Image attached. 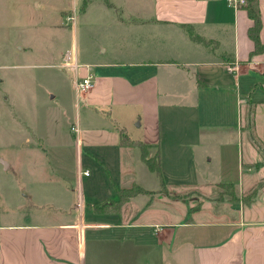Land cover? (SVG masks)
<instances>
[{
    "label": "crops",
    "instance_id": "1",
    "mask_svg": "<svg viewBox=\"0 0 264 264\" xmlns=\"http://www.w3.org/2000/svg\"><path fill=\"white\" fill-rule=\"evenodd\" d=\"M29 3L39 13L55 4L62 33H71L58 51L24 49L25 66L52 65L71 75L68 137L54 129L43 141L46 153L77 148L78 162L1 163L14 176L0 188L13 203L0 217V264H264L263 208L198 201L183 220H160L170 211L168 199L180 198L161 195V178L135 144L151 146L149 157L158 154L168 189L218 184L200 178L198 160L217 148H239L245 125L253 136L264 106V49L254 51L248 9L226 0ZM259 9L264 45V0ZM80 19L99 27L87 51L77 40ZM70 20L79 24L74 30ZM70 48L79 75L93 74L87 91L77 92L75 75L60 66ZM51 56L58 61L40 64ZM122 132L132 144H123ZM135 186L147 192L122 202L121 192Z\"/></svg>",
    "mask_w": 264,
    "mask_h": 264
},
{
    "label": "rangeland",
    "instance_id": "2",
    "mask_svg": "<svg viewBox=\"0 0 264 264\" xmlns=\"http://www.w3.org/2000/svg\"><path fill=\"white\" fill-rule=\"evenodd\" d=\"M30 6L29 0H0V188L4 179L14 176L12 171H3L1 163L78 162L77 148L61 147L56 152L46 153L43 141V135L50 134L54 129L62 131L68 137L67 129L71 128L70 123L74 121L71 75L52 65L25 66L30 53L24 49L58 51L64 44L69 43L71 33H62L61 17L55 4L40 13L33 11ZM81 21L80 19L76 35L81 51H87L93 37L98 35L99 27L92 26L88 29ZM68 23L73 30L79 25L75 26V22ZM70 26L67 28L71 29ZM55 59L56 56L41 57L40 64L58 61ZM255 129L254 135L249 136L245 125L239 148H217L210 151L208 157L198 160L197 171L206 184L234 182L236 189L226 186L217 188L212 184L204 188L164 189L161 195L166 192L172 195L177 193L181 198H167L170 211L157 218L183 220V213L188 206L197 205L198 201H210L214 204L221 197L227 205L241 201L248 205L253 201L256 208L264 209V106ZM139 161L135 163H140ZM247 163H250L249 167ZM242 167L243 170L240 169ZM251 167L252 172L249 171ZM242 183L245 185L242 200L237 201L236 195L241 194L237 185L242 186ZM233 195L235 198H231ZM12 204L0 189V217L4 218L6 212L13 211Z\"/></svg>",
    "mask_w": 264,
    "mask_h": 264
},
{
    "label": "trees",
    "instance_id": "3",
    "mask_svg": "<svg viewBox=\"0 0 264 264\" xmlns=\"http://www.w3.org/2000/svg\"><path fill=\"white\" fill-rule=\"evenodd\" d=\"M245 7L248 9L249 14L251 15V17L254 20V24L249 29V34L255 42V50L254 51H255V53H258L264 49V45L262 44L261 39H260V31L262 28V19L260 16L259 0H248V4ZM122 142L125 145L132 144V143H130L127 135H125L124 133L122 134ZM135 144H137L141 148L142 158H143L144 162L148 165V167L153 172H155L161 178L162 184H163L162 185L163 189H161V191L164 189H167V186L164 184V181H163L162 169H161V164L159 161L158 154L153 156V157H149V147H151V146H148L144 143H135ZM216 186H217V188L225 187V186L233 188V189L237 188L236 184L233 182H220ZM146 192H147V190H145L141 187H138V186H135V187L127 189V190H123L121 192V201L123 202L125 199L127 200V199H130L131 197H133L139 193H146ZM165 194H167L170 197H173L175 199L181 198L180 194H173L172 195L169 192H166ZM231 198H235L234 195ZM218 200H224V198L221 197L220 199L218 198ZM235 200L239 201V200H241V197L239 195H236ZM200 206H201V202L197 203V205H195V206H192L191 209H193V210L199 209Z\"/></svg>",
    "mask_w": 264,
    "mask_h": 264
},
{
    "label": "built area",
    "instance_id": "4",
    "mask_svg": "<svg viewBox=\"0 0 264 264\" xmlns=\"http://www.w3.org/2000/svg\"><path fill=\"white\" fill-rule=\"evenodd\" d=\"M230 6L235 8L244 7L248 4V0H226ZM75 19V16L73 17ZM61 67L66 69L67 71L72 72L75 75V89L77 92L87 91L93 87V74L88 73L86 76H80L79 73L81 71V64L79 62L76 50L74 48L68 49L63 57V61L60 64ZM228 69L233 71L235 67L228 66ZM73 132L78 133L79 128L78 125H73ZM85 175H89V171H84Z\"/></svg>",
    "mask_w": 264,
    "mask_h": 264
}]
</instances>
